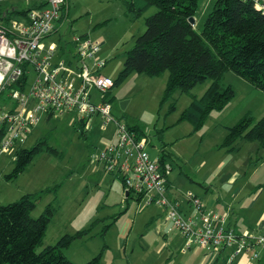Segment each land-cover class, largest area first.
I'll use <instances>...</instances> for the list:
<instances>
[{
  "label": "rangeland",
  "instance_id": "374dc122",
  "mask_svg": "<svg viewBox=\"0 0 264 264\" xmlns=\"http://www.w3.org/2000/svg\"><path fill=\"white\" fill-rule=\"evenodd\" d=\"M127 2L69 0L70 12L59 23L58 32L45 41L60 37L71 41L75 33L90 35L109 58L101 72L114 80L135 37L145 31L146 18L158 10L153 6L133 18ZM214 2L199 0L194 24L198 32L202 31ZM168 76V71L158 76L134 72L123 83L113 86L108 99L114 116L143 131L150 140L147 149L152 157H158L160 150L169 156L173 165L171 179L174 177L171 198L175 193L184 203L187 193L192 191L208 209L233 207L240 219L252 217L247 223L251 225L259 218L264 196L255 207H250L243 206L232 194L235 187L247 195L258 184L264 185V149L259 148L258 141L241 138L230 147L223 143L228 128L247 114L253 116V123L264 115V91L234 71L225 72L222 84L231 85L235 96L225 109L212 111L204 125L195 129L192 122L182 119L192 101L191 94L177 91L162 102ZM208 85V81L199 84L191 93L200 97ZM91 92L95 102L102 101L101 92ZM7 102L11 99L6 92L0 98V114ZM172 102H176L175 109L170 108ZM76 122L71 112H56L49 121H41L24 146L31 148L44 140L57 152L39 151L25 171L12 180L6 176L14 168V155L10 151L0 152V204L43 190L32 215L38 217L50 203L56 208L37 251L57 243L64 235L86 231L62 249L75 264L86 263L101 252L100 264H206L201 247L185 249L186 240L177 233L167 234L166 227L154 226L153 218L156 221L164 217L163 207L142 205L137 209L134 195L125 198L121 182L94 159L99 147L114 141L115 124L105 129L102 118L93 116L82 131ZM232 176L235 186L230 181ZM215 264L224 262L219 260Z\"/></svg>",
  "mask_w": 264,
  "mask_h": 264
},
{
  "label": "built area",
  "instance_id": "2783aa9c",
  "mask_svg": "<svg viewBox=\"0 0 264 264\" xmlns=\"http://www.w3.org/2000/svg\"><path fill=\"white\" fill-rule=\"evenodd\" d=\"M247 1L264 11V0ZM66 8L67 0H0V95L7 92L13 101L0 114V152L10 151L16 157L42 114L71 112L77 125L85 126L100 116L104 128L115 124V140L93 156L122 181L126 197L134 195L138 206L163 207L166 219L186 237V247L195 242L215 255L228 250L230 264L243 254L258 258L264 232H237L227 225L226 213L208 209L192 191L187 193L191 216L170 197L172 165L162 162V155L152 157L149 138L112 112L107 94L114 80L100 73L108 63V57L101 55L102 45L88 34L75 33L71 41L65 39L67 52L61 57L57 42H45L59 30ZM92 89L102 93V101H94Z\"/></svg>",
  "mask_w": 264,
  "mask_h": 264
},
{
  "label": "trees",
  "instance_id": "16d2710c",
  "mask_svg": "<svg viewBox=\"0 0 264 264\" xmlns=\"http://www.w3.org/2000/svg\"><path fill=\"white\" fill-rule=\"evenodd\" d=\"M198 3L199 0H129L127 10L133 18L140 17L153 6L158 10L146 18L145 31L135 37L134 45L126 52L124 65L114 79L115 86L134 72L158 76L168 71L162 102L177 91L191 94L192 101L183 111L182 119L192 122L195 129L204 125L212 111L225 109L235 96L231 85L222 84L225 72L234 71L264 91V11L247 0H215L202 31L198 32L189 21L195 16ZM64 18L62 16L61 21ZM61 41V49L66 53L67 41ZM207 81L209 86L202 96L191 93L197 85ZM175 107L176 102H172L170 108ZM253 119L247 114L229 127L223 146L230 147L241 138L258 141L264 149V115L255 123ZM78 127L83 131L86 126ZM130 127L143 133L137 126ZM2 135L1 130L0 138ZM41 150L57 152L44 140L31 148L19 147L14 168L6 177L12 180L19 176ZM164 161L165 156H162ZM42 192L27 193L16 201L0 204V264H75L62 249L86 231L64 235L57 243L37 251L56 212L50 203L38 217L32 215ZM261 248L264 249V245L258 246L260 256L253 259H261ZM101 256L102 252L83 264H100Z\"/></svg>",
  "mask_w": 264,
  "mask_h": 264
},
{
  "label": "crops",
  "instance_id": "0c3cea01",
  "mask_svg": "<svg viewBox=\"0 0 264 264\" xmlns=\"http://www.w3.org/2000/svg\"><path fill=\"white\" fill-rule=\"evenodd\" d=\"M69 1V0H68ZM127 1H129V0H127ZM68 9H69V4H68V6H67V9H66V15H67V12H68ZM70 12V11H69ZM68 12V13H69ZM63 21H64V19H63ZM63 21H60V23H62ZM58 32V31H57ZM66 39V38H65ZM64 39V40H65ZM62 37H60V38H57V39H51V40H48V41H45L47 44H49V43H51V42H57L58 44H59V50H58V55H60L61 57H63V55L65 54V53H63V50L61 49V43H62ZM103 47V46H102ZM69 48H71V46H69ZM103 50V49H102ZM101 50V55L102 56H104V57H107V56H105L104 54H103V51ZM67 52V51H66ZM109 59V58H108ZM105 67V66H104ZM103 67V68H104ZM102 68V69H103ZM101 69V70H102ZM101 70H100V73L101 74H103L102 72H101ZM104 75V74H103ZM209 86V85H208ZM93 95V94H92ZM11 102H13V101H11ZM11 102H7L6 104H5V106L7 105V106H9V105H12L11 104ZM214 112V111H213ZM98 117H100V116H98ZM51 119V115H49V114H42L41 115V118H40V121L33 127V129H32V131H31V133L33 132V130H34V128L41 122V121H43V120H46V121H49ZM107 128V127H106ZM105 128V129H106ZM30 133V134H31ZM28 137H29V135H28ZM27 137V138H28ZM114 140H115V137H114ZM24 146V145H23ZM260 148V147H259ZM166 153L163 151V150H160V154L159 155H162V156H165V161H167V162H169L171 165H172V163H171V161H169L168 160V155L166 154ZM14 159L16 158V157H13ZM15 162V161H14ZM25 171V170H24ZM23 171V172H24ZM172 171H173V165H172ZM172 171H171V173H170V175H169V194H170V192H174V190H173V183H172V179L174 178H172L171 179V174H172ZM22 172V173H23ZM21 173V174H22ZM20 174V175H21ZM237 174V173H236ZM236 174H235V176H236ZM113 176V179L114 180H119L120 182H121V184H122V186H123V183H122V181L119 179V178H117L116 176H114V175H112ZM235 176H232V177H230V181H234V177ZM18 177V176H17ZM16 177V178H17ZM235 182L236 181H234L233 182V185L235 186ZM234 188V187H233ZM29 193H32V192H29ZM123 193H124V195H125V198H127L126 196V194H125V191H124V186H123ZM27 194V193H26ZM232 196H234V199H236V200H239L240 201V203H242V205L243 206H246V205H249L250 207H255L258 203H260V201L262 200V198H263V196H264V185L262 186L261 185V183L260 184H258L257 186H256V188L254 189V190H252V192H250L249 194H247V195H245V193L244 192H242V191H240L239 190V188L238 187H235V191H233V194H232ZM173 198H175V199H178V197H176V194L174 193L173 194ZM129 199V198H128ZM136 200V199H135ZM180 202V201H179ZM136 204H137V209L140 207V206H138V201L136 200ZM180 204H181V210H182V212L185 214V215H187V216H191L192 215V213H193V211H192V207H191V205H190V203H189V201L187 200V201H185L184 203H182V202H180ZM158 206V205H155V204H149V205H146V206ZM206 207H207V205L206 204H204ZM162 208V207H161ZM217 207L215 206V208H213L214 209V211L215 212H217V213H219L220 215H222V214H227V224H228V226L229 227H232V228H234L237 232H242V231H244V230H246V229H254V230H257L258 232H264V203L262 204V210H260V214H259V218L257 219V220H254L252 223H251V225H249V226H247V223H249V222H251L249 219L250 218H252V217H250V218H248V217H244V218H239L240 217V214H238V213H236V212H234V210H233V207H230V208H228V209H225L224 207H222V208H219L220 210H217L216 209ZM163 212H164V217L162 218L161 216L158 218V220H156L155 221V218H153V221H154V226H156V225H159L160 227H166L165 228V232L164 233H167V234H170V233H177L178 234V237H181L182 239H185L186 240V237L180 232V231H178L177 229H175L174 227H173V225H172V223L169 221V220H167L166 219V212H165V209L163 210ZM158 213V212H157ZM239 216V217H238ZM247 220V221H246ZM246 221V222H245ZM198 246V247H201V246H199L197 243H192L191 245H190V247H186V245H185V249L186 248H188V249H191L193 246ZM204 251H205V257H204V259L205 258H207V260H206V264H215L216 262H218L219 260H223V262H224V264H230V263H227V251L225 250V251H223V252H221V253H219V254H217V255H215V254H212L211 252H209L208 250H206V249H204L203 247H201ZM185 249H182L181 250V252H185ZM262 249V248H261ZM262 256H261V259L260 260H258V259H253L251 256H250V253H248V254H243V255H241V256H239L237 259H235V261L233 262V263H231V264H264V249H262ZM203 259V260H204Z\"/></svg>",
  "mask_w": 264,
  "mask_h": 264
},
{
  "label": "water",
  "instance_id": "95a60500",
  "mask_svg": "<svg viewBox=\"0 0 264 264\" xmlns=\"http://www.w3.org/2000/svg\"><path fill=\"white\" fill-rule=\"evenodd\" d=\"M189 21H190V23L191 24H195V16H191L190 18H189Z\"/></svg>",
  "mask_w": 264,
  "mask_h": 264
}]
</instances>
